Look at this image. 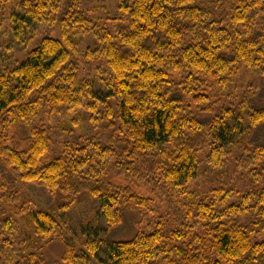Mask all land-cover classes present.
<instances>
[{
    "label": "trees",
    "instance_id": "obj_1",
    "mask_svg": "<svg viewBox=\"0 0 264 264\" xmlns=\"http://www.w3.org/2000/svg\"><path fill=\"white\" fill-rule=\"evenodd\" d=\"M11 1L17 3L8 16L16 42L47 22L61 38L42 37L22 61L0 71V123L10 121L29 137L27 150L20 151L3 147L0 136V154L21 182L63 199L87 190L99 210L83 224L86 237L78 249L52 211L28 201L12 212L18 193L0 191V264L264 261V188L255 206L262 208V218L245 224L238 216L251 211L249 194L232 201L236 188L218 186L203 194L190 189L204 173L203 165L225 173L230 155L242 148L246 153L236 173L264 165V144L250 141L257 132L263 135L264 107L252 108L246 127L241 112L227 108L213 115L212 103L214 88L232 86L244 68L264 71V0H116L125 27L115 36L93 25L73 0H0V10ZM80 33L98 38L88 61L99 59L109 70L100 101L118 131L116 140L104 146L95 137L74 135L72 121L74 127L65 122L51 133L40 114H59L79 105L77 95L84 89L92 93L75 62ZM88 108L95 112L97 105L92 101ZM204 114L211 116L206 122ZM58 136H65L61 150L47 161ZM107 156L134 187L105 180ZM138 187L156 193L160 202L133 189ZM67 206H61L64 213ZM126 211L142 212L144 225L131 240L109 239L111 230L124 224ZM54 242L63 246L61 259H42Z\"/></svg>",
    "mask_w": 264,
    "mask_h": 264
},
{
    "label": "rangeland",
    "instance_id": "obj_2",
    "mask_svg": "<svg viewBox=\"0 0 264 264\" xmlns=\"http://www.w3.org/2000/svg\"><path fill=\"white\" fill-rule=\"evenodd\" d=\"M60 1L64 3V0ZM73 3L84 16L92 21L93 25L108 30L114 36L118 30L125 27L121 18L119 20L116 0H73ZM16 5L17 3L15 1H11L8 2V5L4 9L0 10V21L2 24L0 30V71L5 66H11L15 62L22 61L30 53L33 45H36L42 37L52 36L58 39L61 38L56 26H54L53 23L47 22L37 25L35 29L28 30L27 35L21 42H16L8 23L9 12ZM49 19L51 21L52 16ZM70 36H72V34ZM74 45L77 51L75 62L80 68L81 80L84 82V88L85 85H88L87 87L89 90L92 89V93L89 95L87 90L84 89L82 94L77 95L79 105L74 104L67 108H63L59 114H51L50 111L44 110L40 113L41 118L46 125L52 127L51 133L55 130H60V126L65 122L71 125L72 121L75 123V127L71 125L74 127V135H82L89 140H93V137H95L103 146L111 144L116 140V131H118V128L110 124L109 119L112 115H108V110L106 109L107 105L100 101L106 93L104 85L105 80L109 78V70L105 62L99 59H89L90 61H88L87 58L88 52H94L98 49L99 40L92 35L84 36L80 33L77 34L76 43L74 41ZM92 101L97 105L95 112H92L88 108V105ZM212 103L213 107L216 109L213 115H219V112H222L223 109L232 108L235 114L239 115V112L243 114V124L246 127L249 126L248 114L252 108L264 107V71L262 73H257L244 68L239 75L235 77L232 86L223 90L214 88ZM111 105L112 103H110V106ZM201 117L203 122L211 118V116L207 114ZM60 133L65 134L66 132L63 133L60 131ZM260 133L257 132L255 135L253 134L250 141L254 144H264V131L263 135ZM0 136L6 141L3 144L5 148H14L20 151H25L28 148L29 137L27 133L22 127L16 126L10 121L0 123ZM53 139L54 146L48 153L47 161L53 160L58 155L65 136L53 137ZM243 149L244 148L234 151L230 155L227 170L224 171L225 173H213V171L203 165L204 173L196 183L190 186V189L196 193L203 194L208 192L211 188L218 186L236 188L238 193L235 194L232 201H239L243 196L249 194L252 209L249 213L238 216V220L245 224L262 218V208L260 206L255 208V206L258 203L259 191L264 188V165L252 167V171H250L251 169H247L242 173H236L235 165L246 153ZM106 160V167L103 172L106 181L115 185H129L134 187L133 184L126 181L124 173L118 171L114 167L113 163L115 160L113 157L107 156ZM133 189L160 202V196L147 187ZM0 191L7 196L14 192L18 193L19 200L16 205L12 207V212L28 201L32 202V204L42 205L46 209L52 211L54 217L61 224V229L65 234V238L75 243L78 249H81L78 244L83 243L86 237V235L81 232L83 224L94 220L99 210L97 198L92 197L87 190H83L73 199H63L43 189L30 187L29 183L21 182L14 175L1 154ZM64 204L69 205L65 213L61 209V206ZM156 207L159 212H166L162 203H157ZM150 215L159 217L156 213ZM166 218L169 221L168 230H173L175 226L170 220L171 217L166 215ZM144 221L145 215L142 212L126 211L124 224L120 228L111 230L108 238L115 241L131 240L138 232L139 227L144 225ZM100 227L106 229L107 225L102 222ZM101 237H105V233L102 234ZM62 254L63 246L59 242H54L46 248L42 259L47 261L51 260L53 262L58 261L61 259ZM252 264H264V261L260 258Z\"/></svg>",
    "mask_w": 264,
    "mask_h": 264
}]
</instances>
